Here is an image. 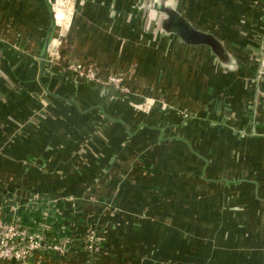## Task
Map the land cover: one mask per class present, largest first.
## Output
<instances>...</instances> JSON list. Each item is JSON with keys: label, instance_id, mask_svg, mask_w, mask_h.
Listing matches in <instances>:
<instances>
[{"label": "crops", "instance_id": "crops-1", "mask_svg": "<svg viewBox=\"0 0 264 264\" xmlns=\"http://www.w3.org/2000/svg\"><path fill=\"white\" fill-rule=\"evenodd\" d=\"M52 1L0 0V214L45 227L26 264H264L263 1L75 0L40 79ZM156 3L220 55L164 32ZM71 62L122 74L130 93ZM71 238L65 255L50 247Z\"/></svg>", "mask_w": 264, "mask_h": 264}, {"label": "built area", "instance_id": "built-area-1", "mask_svg": "<svg viewBox=\"0 0 264 264\" xmlns=\"http://www.w3.org/2000/svg\"><path fill=\"white\" fill-rule=\"evenodd\" d=\"M264 3V0H262ZM51 12L54 18L58 40H64L69 35L76 12L75 0H53ZM60 44L55 43L53 47ZM58 54V49L55 51ZM66 68L76 77L88 84H99L108 89L115 96L128 95L130 93L125 85L124 76L110 71L101 76L93 65H84L78 62L67 64ZM135 108L147 112L152 108V101L147 99L142 104H132ZM166 109V108H164ZM185 118L188 115L184 116ZM44 228L33 232L23 229L16 222H7L0 214V264H26L45 248ZM41 230V231H40ZM93 235L86 236L83 241L87 253L94 251ZM73 239L66 240L64 247L52 244L51 249L64 255L69 251Z\"/></svg>", "mask_w": 264, "mask_h": 264}, {"label": "water", "instance_id": "water-1", "mask_svg": "<svg viewBox=\"0 0 264 264\" xmlns=\"http://www.w3.org/2000/svg\"><path fill=\"white\" fill-rule=\"evenodd\" d=\"M155 10L161 13L164 17L161 22V27L167 34L177 36L184 44L189 46H205L212 53L219 56L222 52V45L216 37L210 33L196 29L182 14L171 5L160 3L155 4ZM54 19V18H53ZM54 22V20H53ZM55 29L53 23L49 36L39 43L41 55L40 59V79L42 78L44 68L47 61L48 45Z\"/></svg>", "mask_w": 264, "mask_h": 264}, {"label": "rangeland", "instance_id": "rangeland-1", "mask_svg": "<svg viewBox=\"0 0 264 264\" xmlns=\"http://www.w3.org/2000/svg\"><path fill=\"white\" fill-rule=\"evenodd\" d=\"M192 14L194 15L193 17H192V21L193 22H195L196 24H197V22H198V13H196L195 11L194 12H192ZM210 29H211V27H210ZM212 29H213V27H212ZM59 42L57 43V44H61V42L63 41V40H61L60 41V39L58 40ZM60 47V45H58V48ZM57 50V48L56 47H53L52 48V52H54L55 53V51Z\"/></svg>", "mask_w": 264, "mask_h": 264}, {"label": "trees", "instance_id": "trees-1", "mask_svg": "<svg viewBox=\"0 0 264 264\" xmlns=\"http://www.w3.org/2000/svg\"><path fill=\"white\" fill-rule=\"evenodd\" d=\"M73 239V238H72ZM81 241L83 240V239H80ZM74 241V240H73ZM70 256V258H73L74 257V255L73 254H70L69 255Z\"/></svg>", "mask_w": 264, "mask_h": 264}]
</instances>
